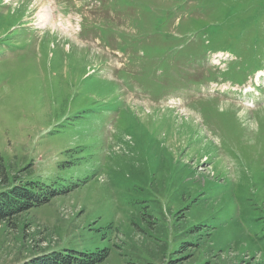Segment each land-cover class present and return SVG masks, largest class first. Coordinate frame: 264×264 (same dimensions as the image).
<instances>
[{
  "label": "rangeland",
  "instance_id": "rangeland-1",
  "mask_svg": "<svg viewBox=\"0 0 264 264\" xmlns=\"http://www.w3.org/2000/svg\"><path fill=\"white\" fill-rule=\"evenodd\" d=\"M0 171V264H264V0H0Z\"/></svg>",
  "mask_w": 264,
  "mask_h": 264
},
{
  "label": "trees",
  "instance_id": "trees-1",
  "mask_svg": "<svg viewBox=\"0 0 264 264\" xmlns=\"http://www.w3.org/2000/svg\"><path fill=\"white\" fill-rule=\"evenodd\" d=\"M8 32H6L7 34ZM4 173L0 171V178ZM50 187L29 182L17 184L8 191L0 192V224L11 225L13 219L28 211L34 206L46 204L57 195L54 190L47 192ZM107 257V251L82 252V251H52L26 260L22 264H97Z\"/></svg>",
  "mask_w": 264,
  "mask_h": 264
},
{
  "label": "bare ground",
  "instance_id": "bare-ground-1",
  "mask_svg": "<svg viewBox=\"0 0 264 264\" xmlns=\"http://www.w3.org/2000/svg\"><path fill=\"white\" fill-rule=\"evenodd\" d=\"M219 58V57H218Z\"/></svg>",
  "mask_w": 264,
  "mask_h": 264
}]
</instances>
